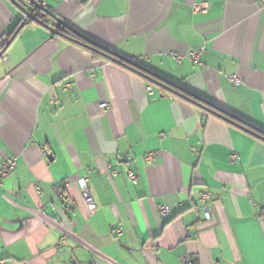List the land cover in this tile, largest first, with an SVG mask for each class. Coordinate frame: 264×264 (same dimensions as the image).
<instances>
[{"label": "crops", "instance_id": "1", "mask_svg": "<svg viewBox=\"0 0 264 264\" xmlns=\"http://www.w3.org/2000/svg\"><path fill=\"white\" fill-rule=\"evenodd\" d=\"M263 1L43 0L89 41L261 132ZM198 4L207 10L192 13ZM24 22L0 0V165L17 159L0 186V264H264V142L157 89L148 96L136 74ZM199 52L204 68L173 59Z\"/></svg>", "mask_w": 264, "mask_h": 264}, {"label": "trees", "instance_id": "2", "mask_svg": "<svg viewBox=\"0 0 264 264\" xmlns=\"http://www.w3.org/2000/svg\"><path fill=\"white\" fill-rule=\"evenodd\" d=\"M39 21L41 22V26H48L53 27L54 21L50 18V16L45 14H40ZM43 26V27H44ZM15 32L14 34H16ZM13 34V36H14ZM57 34L58 37L65 39L71 43H74L80 47H83L94 59H100L108 63H112L117 65L118 67L125 69L127 71H130L140 78L144 80V82L147 84L146 86H151L153 89H157L161 91L163 95H172L179 100H182L186 103H190L192 105H195L204 111L217 115L225 120H227L232 126L239 129L240 131L264 142V132H261L243 122L240 120L234 118L233 116L219 110L218 108L214 107L211 103L199 98L198 96H195L191 94L190 92L186 91L184 88L178 87L176 85H173L166 80L158 77L157 75L150 72L147 68L134 63L137 65V67H133L131 65H128L125 62H114L115 60H119L121 58L114 52H111L105 48H102L93 42L86 39L81 34L78 35L77 32L72 30L69 27H59L57 28ZM82 36V37H81ZM6 46V45H5Z\"/></svg>", "mask_w": 264, "mask_h": 264}, {"label": "built area", "instance_id": "3", "mask_svg": "<svg viewBox=\"0 0 264 264\" xmlns=\"http://www.w3.org/2000/svg\"><path fill=\"white\" fill-rule=\"evenodd\" d=\"M40 3V6L44 9H47V6L45 5V3L43 2V0H37ZM262 6L264 7V1L262 2ZM207 10V6L203 5V4H198V5H193L191 7V11L192 13H198V12H204ZM8 41L7 37H2L1 38V43H2V47L0 50V59L2 61H5L6 58L3 55V49L6 45ZM200 55L201 52L199 53H192V54H188L187 56H179V55H173V59L176 63H180V61L182 59H186L188 60L190 63L192 64H196L199 65L200 67L204 68L205 66L202 64V62L200 61ZM227 81L232 85V86H239L241 84V81L239 80V78L236 75H230L227 77ZM146 93L148 94V96H153L154 94V89L151 86H146ZM52 105H55V101H51ZM108 104L106 103H102L99 105V108L102 110H106L108 108ZM159 154L157 152H151L145 155L144 157V161L146 162L147 165H153L157 160H158ZM232 162L235 161V157H231L230 159ZM16 166H17V159L15 157L9 158L7 160H4L1 165H0V186L2 184V181L9 177L10 175H12L15 170H16ZM106 170L107 172L110 173L111 177H116L117 176V172L112 169L111 165H107L106 166ZM127 179L132 182L133 184L136 182V175L134 173H132L131 171H128L126 174ZM69 181H64L62 183V185L58 186L55 188V193L56 194H62L63 191L68 188L69 186ZM77 184L80 188L81 191V195H82V200L83 203L88 211L89 214H93L95 211V203L93 198L91 197L89 190H88V183L86 179H78L77 180ZM35 189H37V187L35 186ZM208 201V196L204 195L202 196L201 200L199 201V207L202 210V216L203 219L208 220L209 219V214L206 208V202ZM158 213L161 217H166L169 214V210L166 207H159L158 208ZM186 264H190V261L187 260Z\"/></svg>", "mask_w": 264, "mask_h": 264}, {"label": "water", "instance_id": "4", "mask_svg": "<svg viewBox=\"0 0 264 264\" xmlns=\"http://www.w3.org/2000/svg\"><path fill=\"white\" fill-rule=\"evenodd\" d=\"M12 6H14L22 15L25 17V22L21 24L19 29H22V27L25 25V23L33 22L37 23L39 25H42L39 21L40 14H45L50 16V18L54 21L53 27L44 26L48 31H50L52 34L57 35V28L59 27H66L64 23H62L57 18L53 17L49 11L42 8L40 6V3L37 0H8ZM80 35V34H78ZM82 37V36H81ZM114 62L120 63L125 62L128 65L133 66L134 68L137 67L136 64L124 59L119 58V60H115Z\"/></svg>", "mask_w": 264, "mask_h": 264}]
</instances>
